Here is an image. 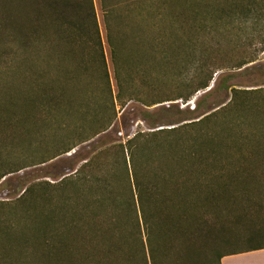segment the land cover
<instances>
[{
    "label": "trees",
    "instance_id": "obj_1",
    "mask_svg": "<svg viewBox=\"0 0 264 264\" xmlns=\"http://www.w3.org/2000/svg\"><path fill=\"white\" fill-rule=\"evenodd\" d=\"M142 2L101 0L115 96L92 0H0V39L6 38L0 53L8 47L4 52L13 76L17 68H25L28 99L36 106L42 103L46 111L52 106L65 110L74 98L68 89L80 92L91 83L88 75H96L93 81L103 86V106L108 109L106 117H95L100 119L97 136L115 119L114 100L139 101L147 107L177 99L186 102L212 79L210 59L196 53L195 41L189 45L183 40L176 55L168 48L156 52L152 45V66L159 67L154 71L161 76L157 80L170 76L178 94L173 99H162L159 92L150 101L142 98L135 81L146 82L149 70L142 72L135 61H126L127 39L121 27ZM232 7L240 10L236 14L248 16V9ZM227 10H217L215 18L224 20L231 13ZM193 12L207 11L197 6ZM171 15L183 16L179 10ZM186 46L190 49L185 53ZM180 55L183 60L176 64ZM257 92L233 89L230 101L211 115L167 130L136 133L124 144L99 150L54 186L47 183L53 190L27 189L12 210L1 213L0 264H200L193 257L203 256L208 238L219 264L224 256L264 249V130L235 135L232 131L253 108L262 112V104L250 106L259 96L248 95ZM30 93H37L36 98ZM86 102L82 98L80 107ZM217 115L226 124L218 129L210 127ZM25 205L23 218L30 227L17 230L15 225L24 219L13 217ZM30 210L38 214L29 218ZM50 224L57 226L52 236L46 231ZM219 243L226 251H213ZM175 248L181 250L173 255ZM29 249L34 257L25 255Z\"/></svg>",
    "mask_w": 264,
    "mask_h": 264
},
{
    "label": "rangeland",
    "instance_id": "obj_2",
    "mask_svg": "<svg viewBox=\"0 0 264 264\" xmlns=\"http://www.w3.org/2000/svg\"><path fill=\"white\" fill-rule=\"evenodd\" d=\"M92 1L104 45L111 91L115 96L116 85L110 53L105 42L101 0ZM114 1L118 0H110L111 3ZM232 4L248 9L249 11H246L248 16L236 14L240 10L236 11L233 7L230 10ZM197 6L200 7V12H207L203 15L194 13L193 9ZM223 8H228L227 11L231 13L228 12L226 18L219 21L215 18L214 12ZM132 9L135 12L121 27L127 39L126 61H135L134 64H137L142 72L144 69L149 70L146 82L142 79L135 81L136 89L142 98L150 101L153 95L159 92L162 99H173L178 94L177 85L170 76L166 77L167 79L163 78L164 81L157 80L161 79V76L158 77V72L154 71V67H159L152 66V45H155L156 52L168 48L170 55L171 53L176 55L182 51L178 46L183 44V40L188 42L187 44L195 41L198 45L196 53L198 52V55L204 53L210 59L208 69L212 72V79L209 86L195 93L186 102L177 99L147 107L139 101L114 100L116 116L113 123L107 131L94 136L100 129V126H97L100 119L96 121L95 117L97 115L106 117L108 114V109L103 106V104L107 106V95L103 86L93 81L97 78L96 75H88L87 80L91 83L82 87L80 92L68 89V93L75 99L72 98V104L65 107L67 110L60 108V111L52 106L46 111L42 103L36 106V103L33 104L28 99V86L22 75L25 68H17L18 72L21 70V73L17 72V76H13L14 74L8 70L11 63L4 52L8 51V47L5 46L3 53H0V165L6 166L0 169V175L7 174L0 180V203L7 205L0 206V217L3 211L12 210L17 199L27 189L44 186L53 190L46 184L54 186L59 183L64 177L79 170L99 150L124 144L139 132L152 133L160 129H171L196 122L217 112L230 101L233 89L258 91L248 95L259 96L258 101H250V106L254 102L263 105L262 112L253 108L251 112L243 115L241 123L232 124L233 135L258 133L264 130V0H143L139 6ZM178 10L183 16L173 19L171 13ZM4 39L6 40L5 37ZM5 40L0 39V44L4 45ZM185 49L186 53L190 48L186 46ZM175 59L176 64L183 60L181 55ZM250 59L254 61L248 63ZM37 93H30L32 94L30 97L35 99ZM82 98H87L88 103L80 107L84 105L81 103ZM233 116L234 114L229 116L228 120L230 121ZM219 117L220 115L211 118L213 123H210V127L216 125L218 129L226 125L225 119ZM78 133L82 134L77 136ZM69 148L71 149L65 152ZM10 171L13 172L8 173ZM25 208L26 205L13 218H23ZM35 213L37 212L30 210L28 217L31 218ZM252 221L255 220L252 218ZM23 226L29 228L30 222H25L24 219L15 225V229L20 230L24 228ZM235 229L238 232V229ZM55 230L57 232V226L51 224L46 228L51 236ZM207 242L210 244L203 256L193 258L200 264H219L216 254L211 253V238H208ZM214 248V252L226 251V246L220 243ZM180 250L175 248L172 254H177ZM25 255L35 256L31 249ZM260 258L261 254L258 253L250 260L254 264H260ZM66 263L60 261L58 264ZM29 264L56 263L34 261Z\"/></svg>",
    "mask_w": 264,
    "mask_h": 264
},
{
    "label": "crops",
    "instance_id": "obj_3",
    "mask_svg": "<svg viewBox=\"0 0 264 264\" xmlns=\"http://www.w3.org/2000/svg\"><path fill=\"white\" fill-rule=\"evenodd\" d=\"M258 253L261 254L260 264H264V249L224 256L220 264H254L250 259Z\"/></svg>",
    "mask_w": 264,
    "mask_h": 264
}]
</instances>
